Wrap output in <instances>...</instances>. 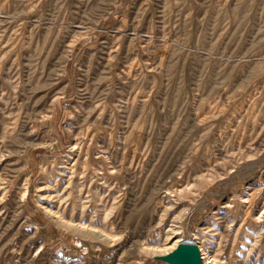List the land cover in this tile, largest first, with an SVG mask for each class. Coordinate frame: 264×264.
<instances>
[{
  "label": "rangeland",
  "instance_id": "obj_1",
  "mask_svg": "<svg viewBox=\"0 0 264 264\" xmlns=\"http://www.w3.org/2000/svg\"><path fill=\"white\" fill-rule=\"evenodd\" d=\"M0 230V264H264V0H0Z\"/></svg>",
  "mask_w": 264,
  "mask_h": 264
},
{
  "label": "water",
  "instance_id": "obj_2",
  "mask_svg": "<svg viewBox=\"0 0 264 264\" xmlns=\"http://www.w3.org/2000/svg\"><path fill=\"white\" fill-rule=\"evenodd\" d=\"M158 258L171 264H206L198 243L192 241H180L174 249Z\"/></svg>",
  "mask_w": 264,
  "mask_h": 264
},
{
  "label": "bare ground",
  "instance_id": "obj_3",
  "mask_svg": "<svg viewBox=\"0 0 264 264\" xmlns=\"http://www.w3.org/2000/svg\"><path fill=\"white\" fill-rule=\"evenodd\" d=\"M32 128H33V127H32ZM33 129H34V128H33ZM71 146H72V145H71ZM76 155H77V154H76ZM76 155H75V156H76ZM71 157H72V156H71ZM73 158H74V157H73ZM69 162H70V161H69ZM69 162H68V163H69ZM70 163H71V162H70ZM70 163H69V164H70ZM65 165H66V164H65ZM67 165H68V164H67ZM223 219H224V218H223ZM78 224H79V223H78ZM80 225H81V224H80ZM0 231H1V230H0ZM219 233H220V232H219ZM6 236H7V235H6ZM169 238H170V237H169ZM176 241H177V239L173 242V244L177 243ZM165 244H166V243H165ZM0 245H1V244H0ZM170 246H171V245H170ZM25 249H26V247H25ZM5 250H6V249H5Z\"/></svg>",
  "mask_w": 264,
  "mask_h": 264
}]
</instances>
